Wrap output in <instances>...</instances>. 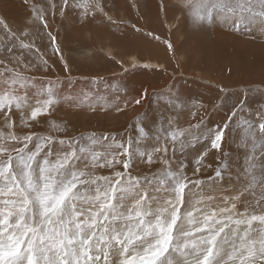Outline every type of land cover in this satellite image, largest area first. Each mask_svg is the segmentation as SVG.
<instances>
[{
  "label": "snow or ice",
  "instance_id": "obj_1",
  "mask_svg": "<svg viewBox=\"0 0 264 264\" xmlns=\"http://www.w3.org/2000/svg\"><path fill=\"white\" fill-rule=\"evenodd\" d=\"M180 4L194 24L211 23L219 14L230 17L238 32L259 25L264 35V0ZM31 8L29 23L37 35L42 27L50 42L48 58L32 32L13 31L0 17V264H264V107L254 114L256 124L243 120L241 144L251 150L237 174L238 189L220 204L204 189L223 168L207 181L194 177L209 167V153L222 149L229 124L208 128L189 109L191 119L181 126L188 101L178 91L164 94L167 114L158 121L148 125L137 118L135 136L91 131L62 138L67 122L55 120L42 134L35 125L61 103L95 111L101 96L99 87L75 88L48 17L76 13L82 23L90 14L111 17L102 0H42ZM57 63L68 75L52 79ZM105 88L115 92L119 85ZM255 91L245 90L229 120ZM114 107L122 110L119 103ZM196 145L189 160L186 153Z\"/></svg>",
  "mask_w": 264,
  "mask_h": 264
},
{
  "label": "rangeland",
  "instance_id": "obj_2",
  "mask_svg": "<svg viewBox=\"0 0 264 264\" xmlns=\"http://www.w3.org/2000/svg\"><path fill=\"white\" fill-rule=\"evenodd\" d=\"M41 2L0 0V17L13 31L32 32L35 46L48 58L52 54L45 30L39 28L37 35L29 23L31 5ZM102 3L111 21L103 13L95 18L90 14L83 23L76 13H69L66 19L59 15L54 19L48 17V31L57 37L75 88L95 91L99 87L101 96L93 102L96 110L61 103L50 117L35 125V130L44 134L48 121L55 120L67 122L68 131L60 134L62 138L91 131L135 136L137 118L148 125L158 121L162 113L167 114L164 94L170 89L178 91L188 101L181 126L186 127L191 119L189 109L198 112L208 128L229 124L222 149L210 152L204 162L209 167L202 168L194 177L207 181L209 177L215 178L214 169L223 168L222 176L204 189L206 195L215 197L214 202L220 204L221 197L238 189L237 174L246 166V156L251 150V145L246 148L241 144L243 120L256 124L254 114L264 107V35L259 25H253L251 31L238 32L231 26L230 17L214 14L211 23L200 26L193 23L180 0H102ZM66 75L68 72L57 63L51 78ZM96 78H102L104 83L94 85L92 80ZM105 84L119 85V90L113 92ZM247 89L256 91L249 93L243 112L229 120L233 105L244 98ZM145 92L147 96L141 104H135L134 100ZM117 103L121 111L115 110ZM199 148L196 145L188 150L189 160ZM180 158L177 152V159ZM139 167L142 165L138 164ZM102 174H108L107 170ZM188 175L192 176L191 165Z\"/></svg>",
  "mask_w": 264,
  "mask_h": 264
},
{
  "label": "bare ground",
  "instance_id": "obj_3",
  "mask_svg": "<svg viewBox=\"0 0 264 264\" xmlns=\"http://www.w3.org/2000/svg\"><path fill=\"white\" fill-rule=\"evenodd\" d=\"M182 15V14H181ZM172 24V23H170ZM49 30V29H48ZM259 34V33H258ZM67 35V34H66ZM70 37V36H69ZM68 39V38H67ZM70 39V38H69ZM235 40V39H234ZM65 41H66V38H65ZM234 42V41H233ZM255 44V43H254ZM84 45V44H83ZM237 45V44H236ZM242 46V45H241ZM243 47V46H242ZM262 47V46H261ZM113 49V48H112ZM245 49V48H243ZM260 49V48H259ZM236 50V49H235ZM256 53V52H255ZM264 57V56H263ZM164 66V65H163ZM263 73V72H262ZM237 135V134H236ZM238 149V148H237ZM193 157V156H192ZM245 159V158H244ZM239 162V161H238ZM240 173V172H239ZM238 180V179H237ZM240 183V181H238ZM238 184V183H237ZM217 188V187H216Z\"/></svg>",
  "mask_w": 264,
  "mask_h": 264
}]
</instances>
